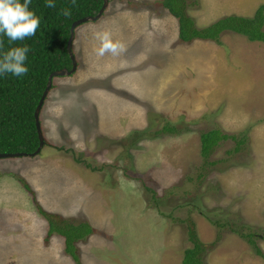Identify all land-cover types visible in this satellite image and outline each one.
<instances>
[{"label":"rangeland","instance_id":"1","mask_svg":"<svg viewBox=\"0 0 264 264\" xmlns=\"http://www.w3.org/2000/svg\"><path fill=\"white\" fill-rule=\"evenodd\" d=\"M185 1L198 27L264 2ZM159 2L107 0L74 28L75 70L52 78L39 110L46 144L0 158V264H74L38 207L90 225L80 264H179L190 221L205 264H264L216 225L251 232L264 252V42H181ZM103 30L125 43L119 58L95 54ZM166 123L177 131L155 133ZM213 128L245 139L221 141L206 164L198 135Z\"/></svg>","mask_w":264,"mask_h":264},{"label":"trees","instance_id":"2","mask_svg":"<svg viewBox=\"0 0 264 264\" xmlns=\"http://www.w3.org/2000/svg\"><path fill=\"white\" fill-rule=\"evenodd\" d=\"M21 2L23 3V0ZM52 2L56 4L55 8L46 7L47 0H31L29 8L40 19V27L34 36L16 43L10 42L6 36H0L2 41L0 56L18 46H27L30 49L25 62V66L29 69L27 74L21 77L12 74L0 75V153H31L35 150L38 138L33 111L45 87L48 74L60 68L69 69L71 65L66 51L70 24L83 16L94 15L100 8L102 0H75V6L73 0H52ZM159 3L176 19L177 39L181 42L199 39L217 43L220 33L228 31L240 34L248 41L264 42V2L255 8L251 16L226 14L201 27L196 26L192 17L187 14L185 0H160ZM64 8L71 9L70 18L62 15L61 10ZM176 129L172 124L166 123L155 133H175ZM140 135L143 134L136 133V136ZM239 136L222 132L218 128L200 131L199 155L203 162L207 164L210 152L221 141L233 140L235 145L233 150H237L245 139L243 135ZM43 143L46 144V140H43ZM211 163L213 162L208 164ZM20 181L24 188L29 190L28 185L23 180ZM37 209L47 222V235L52 233L60 235L63 239L64 252L74 264H80L75 243L91 233L90 225L85 221L72 222L58 218L40 207ZM216 225L226 226L231 232L237 233L264 262V252L253 240L251 232L236 230L226 223H216ZM186 227L190 246L182 250L179 264H205L203 256L207 247L199 240L192 221L188 222ZM216 238L217 241L218 235Z\"/></svg>","mask_w":264,"mask_h":264},{"label":"clouds","instance_id":"3","mask_svg":"<svg viewBox=\"0 0 264 264\" xmlns=\"http://www.w3.org/2000/svg\"><path fill=\"white\" fill-rule=\"evenodd\" d=\"M30 4L31 0H23V3L21 0H0V36H6L10 42L16 43L36 34L40 27V19L30 10ZM46 7L55 8L56 4L52 0H47ZM61 13L65 18L72 15L70 8L62 9ZM94 38L99 42V47L95 50L98 57L110 55L119 58L127 51L125 43L120 39H114L110 30L97 31ZM29 51L27 46H18L4 52L0 56V75L12 74L21 77L27 74L29 69L25 62Z\"/></svg>","mask_w":264,"mask_h":264},{"label":"water","instance_id":"4","mask_svg":"<svg viewBox=\"0 0 264 264\" xmlns=\"http://www.w3.org/2000/svg\"><path fill=\"white\" fill-rule=\"evenodd\" d=\"M107 4V0H102V3H101V6L100 8L98 9V11L94 14V15H90V16H83L81 18H78L76 20H74L71 24H70V27H69V35H68V38L66 40V51L68 53V56H69V59H70V67L69 69L67 68H60L58 70H54L52 72H50L47 76V80H46V84H45V87L40 95V98L38 99V102L34 108V111H33V116H34V124H35V129H36V133H37V138H38V144H37V147L35 148V150L31 153H24V152H16V153H0V158L2 157H16V156H25V155H29V156H32L34 154H36L40 147L42 146L43 144V137H42V134H41V131H40V126H39V121H38V115H39V110H40V107L42 105V102L51 86V80L53 77L55 76H62V75H69L71 74L72 72H74L75 70V66H76V62H75V59H74V56L72 54V50H71V42H72V38H73V30L74 28L81 24V23H84L88 20H95L97 19L103 9L105 8Z\"/></svg>","mask_w":264,"mask_h":264}]
</instances>
